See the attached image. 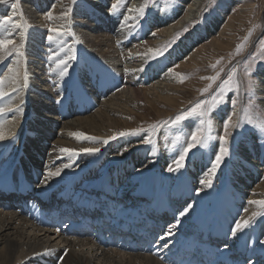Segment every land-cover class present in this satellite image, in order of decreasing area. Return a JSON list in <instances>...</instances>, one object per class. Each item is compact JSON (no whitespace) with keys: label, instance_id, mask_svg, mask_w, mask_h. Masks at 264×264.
<instances>
[{"label":"bare ground","instance_id":"6f19581e","mask_svg":"<svg viewBox=\"0 0 264 264\" xmlns=\"http://www.w3.org/2000/svg\"><path fill=\"white\" fill-rule=\"evenodd\" d=\"M181 1L184 7L181 14L169 16L162 24H158L157 18L152 19L154 25L158 24L160 38L157 39L160 40L157 42L142 30L148 22L146 15L121 23L125 15H135L128 13V8H139L145 0H130L124 13L119 16L113 13L110 17L85 3L86 9H74L66 19H61L60 14L71 9L69 0H19L15 19L24 26V55L19 58V65L13 64L14 57L0 63V78L15 75L7 72L9 65L20 73L16 85L11 79L5 80L3 88L9 95L0 100V107L5 108L0 122L8 137L0 141V264H243L245 260L247 264H264V214H259L264 209L248 203L264 200V178L256 175L244 157L227 159L212 177L211 187H207L201 180L208 178L219 139L217 142L211 139L214 143L203 151L195 150L188 165L172 171L171 178L162 171L170 165L175 168L173 161L179 151L164 150L159 133L151 138L156 144L146 145L142 142L144 137L133 135L118 136L106 145L102 143L131 130V118H139V111L144 113L149 109L151 116L158 107L167 109L166 104L174 100L172 95H181L177 88L180 77L168 72L166 67L182 52V43L175 46L172 58L166 56L161 61L151 58L152 51L163 46V40H169L193 21L195 24L188 31L190 34H186L187 39L192 43L200 37L196 32L191 33L205 0ZM46 5L53 13L52 27L63 24L68 30L60 38L61 43H72V47L52 43L49 52L38 51L46 46L42 40L44 33L39 31L47 26ZM37 18L41 27L35 25ZM206 28L208 32L211 27ZM228 30L223 28L214 44L228 47ZM16 39L19 43L18 35ZM81 48L90 51L83 56ZM69 55L74 59L68 60ZM50 56L68 60L67 75L61 77L58 69L54 71L55 63ZM195 57L196 54L191 55L187 61L178 63L177 68L191 72L199 64ZM96 59L111 61L114 69L104 68ZM117 63H130V70L122 65L118 70ZM95 69L99 79L91 76L90 72ZM131 71L136 75L141 72L140 77L145 81L130 76ZM259 73L262 76L264 69ZM78 77L82 78L81 82ZM151 78L155 79L156 88L145 87ZM14 86L18 91H12ZM36 87L43 92L42 99ZM142 102L147 108L138 107ZM17 107L21 111H15ZM38 112L47 114L45 119L50 121H54L51 113L55 112L65 121L52 130V125L40 122ZM239 112V109L233 111L234 119ZM165 113L161 114L165 116ZM214 120L218 135L223 122L221 114H215ZM146 122L139 118L138 124ZM197 123H188L186 130L192 131ZM38 129L42 130V140L37 137ZM74 133L97 139H78ZM257 135L244 139L253 155H258ZM131 142L135 143L130 145ZM123 146L127 150L116 154V149ZM62 148L100 150L95 155L81 153L69 157L60 152ZM110 152L115 154L109 157ZM44 153L46 158L40 160ZM65 164L70 167L63 168ZM58 168L63 169L59 176L45 179L49 171ZM137 174L141 177H136ZM184 175L193 180L190 189L195 188L194 197L189 186L180 187ZM223 183L230 187L226 195L217 189L214 198L202 200ZM249 183L252 185L244 190ZM8 189L15 190L14 194L7 195L4 191ZM243 195L246 203L242 205ZM166 200L169 207L161 206ZM22 202L27 210L22 208ZM185 209L187 213L181 216ZM70 212L72 217L64 228H54V223L66 219ZM253 212L258 215L249 227L233 236L231 229L235 223L247 219ZM82 224L92 228L94 234L79 230ZM173 224L176 225L174 234L167 235ZM100 233L105 235V243H99Z\"/></svg>","mask_w":264,"mask_h":264},{"label":"rangeland","instance_id":"374dc122","mask_svg":"<svg viewBox=\"0 0 264 264\" xmlns=\"http://www.w3.org/2000/svg\"><path fill=\"white\" fill-rule=\"evenodd\" d=\"M69 1L72 6L70 13H72L74 9L76 10L86 9L85 8V3H86L89 4V8H92L94 11L98 10L99 12H102V14L107 15L108 17H110L113 14L112 12H110L111 4L116 2V0L114 1L113 0H69ZM11 3H13L12 0H5L4 4L0 5V11L2 12L3 16L10 15L14 11L11 8ZM129 3L130 0H125V6L119 9V11L116 12L115 14L118 13L119 16V14L121 15L122 13H124L128 8ZM46 6L47 7L45 8L44 13H47L49 11V5ZM183 11H184V7L181 0H149L148 6L145 9L146 12L145 15L146 17H148L147 20L148 22H145L142 30L148 35L154 37V39L160 38V34L158 33L157 30L158 24L167 22L169 20V16L177 15V14L179 15ZM153 18H157V22H158L157 25H154V21L152 20ZM198 19L199 20L195 25V27L197 28L195 29L194 27L193 33H191L194 34V32H196L195 34L200 36L197 40L190 43L186 35V34H190L188 33V31L195 24L194 23L195 21H193V23L186 25L183 29L179 30L177 33L172 35V37L169 40L166 41L163 40L164 42H161V45L163 46L160 48V49H164L163 55H160L158 58L155 59V61H161L166 56L171 57L170 56L171 52L174 50L175 46L179 44V42L182 43L184 49L182 50L181 53H177L175 57L173 58L171 57L172 59L170 65L169 67H166V70L168 72H170L169 69H172L171 72H175L177 74V77H180V81L177 82L178 83L177 88L180 90L179 92L181 95L179 96L172 95V98L175 100V102L173 100V102L171 101L169 102V104H166L168 106L167 109L158 107L157 111L151 112L152 114L151 116L149 114L150 111L149 109H145L144 113L142 111H139L138 113L139 115L137 114L139 118L144 119L147 122L140 125L138 124L139 118H131L132 127L131 130L128 131L137 130L141 128L144 129L145 131L139 132L138 135H133L134 137L138 136L137 138L139 137L146 138L148 136H151L152 138L155 133H159L160 142H162L161 145L164 150L173 149L175 151L180 152L181 150L180 148L187 143V138L191 132V130L190 131L186 130V126H188V123H193L196 120L194 118H189L183 121L181 124L173 125L171 123L172 119L177 114H180L182 110H187L191 108L198 101L211 99V96L219 91V85L223 82V80L227 79V75L229 71L232 68H235L236 75L234 79L235 82L239 85V89L237 90L235 87H233L230 91L226 92L224 95V100L220 104H218L211 113L213 126H215L214 123H216L215 122L216 120H214L215 114H221L223 121L224 119L227 118L228 115H232L233 123H237L238 121L241 120V118H243V122H240L238 127L229 128L230 136L228 137L229 142L227 145L229 151H228V155L221 162L220 166L223 167L227 159L234 160V158H238L237 155H241L246 159V162L250 164L249 165L250 168H252L256 172V175H258L259 178H264V164L261 165L264 159V144H263L264 132H260L258 128L253 127V125H257L264 122V104H263L264 74L261 76L259 73L261 69H264V51H261V45H260V40H264V0H205L204 3L202 4V13ZM34 22L35 25L40 26V21L38 18L34 19ZM46 23L47 26L39 30L42 33H44V37L42 38V40H44L45 42L44 44L46 46L40 47L38 51L40 50L42 52L46 51L47 53L49 52L50 48H52V47L49 48V46L52 43L62 44L60 40L62 36L57 37L56 40H54L53 42H49L47 39L49 35L48 28L52 27L53 23L49 22L48 20H46ZM57 27H59V25H57ZM206 27L207 28L211 27L209 28L210 31L207 32L208 29ZM204 28H206L207 30H205ZM223 28L229 29L228 33L230 35L227 36V40H230L229 41L230 45L228 47H225L224 45L218 46L214 44L215 39L219 36L220 31L223 30ZM185 29H187V31H185ZM249 31L252 32V35L249 37L242 52L238 56L234 55L236 46L244 42V37L248 35ZM66 33H68V30L65 31V34ZM153 33L155 35H153ZM177 34H180L178 39H176ZM174 39L175 42L170 43ZM158 40L160 39H157V42ZM71 44L72 43H66V44L63 43L62 46L66 45V47H72ZM79 51L81 53L83 52L82 55L85 56L84 53L87 54L88 51L90 50L81 48ZM194 54H196L195 59H197L196 62L199 61V64L198 66L194 65L193 66L194 68L192 69L191 72L187 71L184 68H179V67L177 68L178 63L187 61L189 57ZM81 60L84 63H86V58L82 57ZM96 60L98 61L99 64L103 65L104 68L107 69L112 68V70L114 69L113 68L114 64H112L111 61H107L103 59H96ZM217 61H220V63L216 64ZM214 64H216V67L212 68V65ZM116 65H118L117 66L118 70L121 69V66L119 65H122L123 68H127L129 70L131 67L130 63H123V64L117 63ZM85 67H87V65ZM221 69H223L222 72ZM217 72H221L220 79L213 84L212 89L208 93H205L202 96L200 90L205 88L210 83V81L206 79H202V77L214 76ZM246 72L250 73V75L246 76ZM90 73L91 76H94L96 79H99L96 69L92 70ZM184 74L186 75L184 76ZM129 75L133 76L135 79H140L143 82L145 81V78L140 77L141 72L137 73L136 75L134 74L133 71H131ZM182 77L183 80L181 82ZM78 78L81 82L82 78L81 77ZM154 81L155 79H152L151 81H146L149 84L146 83L145 87H149V85L150 86L154 85V88H156L158 85L154 84ZM36 88H37V94L39 95L40 99H42L43 92L40 91L39 87ZM97 91L101 92V87L98 88ZM110 92H113V90H111ZM233 99L237 101L235 108H233L231 104V101ZM138 107L147 108V105L142 102L139 104ZM236 109H239L240 112L238 113V116L234 119L233 111H235ZM161 113H165V116L164 114ZM51 114L52 117L54 118V121L45 119L47 118V114H42L40 112H38V119L43 124L52 125V130H56L65 120H63L62 117L57 115L55 112ZM248 117H251L253 121V125L247 124L246 121ZM165 121H168V123L165 124L164 123ZM150 125H159V126L155 131H152L149 127ZM41 132H42L41 129L37 130V137L40 140H42L41 139L42 135H40ZM255 133L256 135L257 134L260 135V136L257 135L259 139L257 142V151H258L257 153L259 156L262 155V159H259L258 155H253L249 153L248 147L245 144L244 139H246V137L249 136L252 137V135ZM222 134H223V122L221 123V133L216 135L213 127L211 135L214 139H217L216 140L217 142L219 139L218 136ZM178 136H180V140H179L180 143L176 142V137ZM211 142L214 143L212 140H209L207 145H209ZM134 143L135 142H131L130 145H133ZM152 143L156 144L157 141L152 140ZM175 143H177V145ZM166 145L168 147H166ZM205 147L202 148L197 147L190 150L186 156L184 164L188 165L187 162L189 161V159L193 157L194 155L193 153L195 150L200 148L201 149L200 151H203ZM124 150L125 147L123 146L122 148L116 149L115 153L118 155L123 154ZM111 152L109 157L115 154ZM46 156L47 154L44 153L39 158L40 160H43L46 158ZM135 172L136 171L132 173ZM162 172L164 176L171 178L170 177L171 172H169L168 169H166L165 172L164 171ZM136 177L138 178L141 177V174H137ZM190 182L191 183L193 182V180H191V177L184 175L180 183V187L182 188L189 186L188 188L190 190V194L192 197H194L196 195L195 192L196 190L195 188L190 189ZM229 182L230 181H228V183ZM159 185L161 184L159 183ZM224 185L226 188L224 187ZM251 185L252 183L245 185L244 190H248V188ZM7 186L8 185H3V187H7ZM228 188H230L229 185L223 183L221 184V188L220 187L215 188L213 192H210L211 195L209 197L206 198L204 197L202 200L208 198H214L215 193L218 191L217 189L221 190L220 193L223 192L226 195ZM242 197L244 202V203L242 202L243 205L246 203L245 202L246 196L243 195ZM225 198L227 200L226 196ZM123 199L125 200L127 199V197L126 198L124 197ZM147 204L148 202H146L145 207H147ZM213 204L214 206L218 205L217 201H214ZM161 206L169 207V202L167 200L162 201ZM146 210L149 211L148 207L146 208ZM196 213H198V211H196L194 214ZM169 219H171V217H169ZM65 223L66 222H64V224ZM64 224L62 225V227H59L58 229L61 230V228H64ZM218 226L219 225L216 224L215 228L218 229L217 228ZM226 240L227 239H224L223 241L226 242ZM152 241H154V239ZM217 245L220 246L221 244H217ZM243 264H247V260H245Z\"/></svg>","mask_w":264,"mask_h":264},{"label":"snow or ice","instance_id":"6c2138e0","mask_svg":"<svg viewBox=\"0 0 264 264\" xmlns=\"http://www.w3.org/2000/svg\"><path fill=\"white\" fill-rule=\"evenodd\" d=\"M0 2H4V0H0ZM149 0H145V3L140 6L139 8L131 7L128 8V13H135V15H125L123 18V21L121 23H125L129 20H135V19H142L145 15V9L148 6ZM19 0H15V2L11 3V8L14 10L12 14L4 16L3 18H0V63H3L5 60H7L9 57H14L13 64L19 65V58L24 55L22 52V49L24 47V37H25V31L24 26L22 23L17 22L15 19L16 11L18 8ZM125 6V0H116L115 3L111 4L110 12L116 13ZM71 12V9H66L60 14L61 19H66ZM21 17L23 16V13L20 14ZM46 18L49 22L53 21V13L51 11L47 12ZM17 30H19L17 32ZM66 29L64 28V25L61 24L59 27H49L48 28V41L53 42L56 40L57 37H61L65 34ZM187 31V29H185ZM16 35L20 37L19 43L17 42ZM153 35H155L153 33ZM180 34H177L176 39L179 38ZM252 35V32L249 31L248 35L244 37V42L241 44H238L236 46V50L234 55H240L242 52L245 44L247 43L249 37ZM175 39L171 41L170 43H174ZM261 45V51H264V40H260ZM167 47V46H165ZM152 51V50H150ZM164 49H159L156 51H152V59L158 58L160 55H163ZM50 60H53L55 63V70H59V75L61 77L67 75L68 71V60L74 59L73 56L69 55L68 60L57 58L50 56ZM220 61H217L216 64H219ZM216 64L212 65V68L216 67ZM143 70V69H139ZM171 72L172 69H169ZM223 69H221V72ZM8 73H15L14 76L9 77L5 75L3 78H0V100H2L5 96H8L9 93L4 91V83L5 80L11 79V82L13 85H16V80L20 76V73L14 68L12 65H9L7 68ZM221 72H217L214 76H207L202 77V79H206L210 81V83L203 89H201V95L203 96L205 93H208L212 87L213 84L220 79ZM236 75V69L232 68L228 75L227 79L223 80V82L219 85V91L211 96V99H205L198 101L195 105H193L191 108L187 110H182L180 114H177L171 121L173 125L181 124L183 121L194 118L198 123L194 127V129L190 132V135L187 138V143L181 147V150L179 152L178 157L173 161L175 164V168L173 166L168 167V171H178L180 168L184 167V162L186 159L187 154L190 150L197 147H205L209 140L213 139L211 133L213 129V120L211 118V113L213 109L220 104L224 100V95L226 92L230 91L233 87H235L237 90L239 89V85L235 82ZM250 75V73L246 72V76ZM26 80V77H25ZM183 80V77L181 78V82ZM12 91H18L17 87H13ZM237 101L233 99L231 101V104L233 108H235ZM9 111H13V109L9 108ZM15 111L19 112L21 109L17 107ZM247 111V110H246ZM5 114V108L0 107V117L4 116ZM243 122V118H241L240 121L237 123H233L232 121V115H228L226 119L223 121V134L219 136V149L215 154V159L211 162V168L209 169V175L208 178L205 180H201V184L205 185L207 187H211L212 177L215 175L217 169L219 168L221 162L224 160V158L228 155V137L230 136L229 128H235L239 126V123ZM247 124L253 125V121L251 117L247 118ZM165 124L168 123V121L164 122ZM159 125H150V129L152 131H155L158 128ZM254 128H258L260 132H264V122L253 125ZM145 131L144 129H137L132 131H123L118 133L117 135H113L112 137L105 139L102 141L103 144H108L109 140H115L119 137H126L129 135H138L139 132ZM78 139H84L89 141H96L97 138L95 137H88L84 136L82 133H74L73 134ZM7 135L4 132L3 129V122H0V141H3L7 139ZM180 137H176V142H179ZM144 144H152L151 136H148L143 139L142 141ZM99 148H84L80 149L79 151L71 150L67 148L60 149L61 153H64L68 155L69 157H75L80 155L81 153L87 154V155H95L97 152H99ZM127 150V149H125ZM70 167L69 164H65L63 168ZM63 171V169L58 168L56 171L52 172L49 171L47 173V176L45 179L53 177V176H59L60 173ZM249 204L252 205H258L262 209H264V200H249ZM187 213V209L184 210V212H181L180 215L183 216ZM264 214V213H259ZM258 215V213L253 212L250 217L244 220H239L235 223V226L231 229L232 235L235 236L238 232L243 231L245 228L249 227L250 222ZM176 227L175 224L171 225L169 227L167 235H173V229ZM161 239H164L162 236ZM66 254V253H65ZM63 259V257H61Z\"/></svg>","mask_w":264,"mask_h":264}]
</instances>
